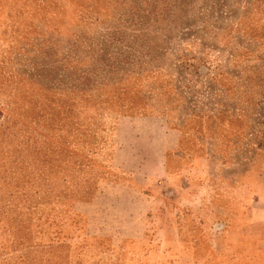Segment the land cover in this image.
<instances>
[{"label":"rangeland","instance_id":"1","mask_svg":"<svg viewBox=\"0 0 264 264\" xmlns=\"http://www.w3.org/2000/svg\"><path fill=\"white\" fill-rule=\"evenodd\" d=\"M0 264H264V0H0Z\"/></svg>","mask_w":264,"mask_h":264}]
</instances>
